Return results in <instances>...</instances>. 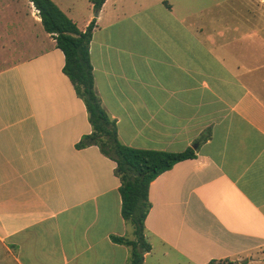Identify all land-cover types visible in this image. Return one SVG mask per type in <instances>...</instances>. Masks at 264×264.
Here are the masks:
<instances>
[{"label":"crops","instance_id":"1","mask_svg":"<svg viewBox=\"0 0 264 264\" xmlns=\"http://www.w3.org/2000/svg\"><path fill=\"white\" fill-rule=\"evenodd\" d=\"M24 1L0 12V264H127L115 163L76 146L86 108ZM52 1L81 31L94 22V90L119 142L194 150L149 184L144 264H264V0H105L96 16Z\"/></svg>","mask_w":264,"mask_h":264},{"label":"trees","instance_id":"2","mask_svg":"<svg viewBox=\"0 0 264 264\" xmlns=\"http://www.w3.org/2000/svg\"><path fill=\"white\" fill-rule=\"evenodd\" d=\"M29 1L38 11L44 31L55 39L56 47L63 53L62 71L86 108L92 131L83 136L76 146L78 148L97 146L104 156L115 163L114 172L120 180L121 215L131 225L133 238L112 236L111 239L130 248L127 264H144L143 255L150 250V245L143 235V224L149 206L147 201L149 184L174 164L193 159L194 150L191 148L182 152L140 150L121 144L115 124L101 107L94 90L89 55L94 22L92 21L84 31H81L52 0ZM88 1L96 13L105 2V0ZM224 262L232 264V262ZM245 263L242 261L240 264Z\"/></svg>","mask_w":264,"mask_h":264},{"label":"rangeland","instance_id":"3","mask_svg":"<svg viewBox=\"0 0 264 264\" xmlns=\"http://www.w3.org/2000/svg\"><path fill=\"white\" fill-rule=\"evenodd\" d=\"M67 1H69V3H71V2H76V4L75 5H77L78 3H80L78 0H67ZM198 1H201V2H203V4L204 5H206V4H209V3H215V2H229L230 4H234V6H236V7H238L239 6V4H241V3H248V2H250V1H261V0H198ZM12 3V2H14V3H16V4H18V6L16 7L17 9H20V10H24V4L26 3L24 0H0V12L2 11V10H4V12H6L7 13V11H6V9H2V8H8V9H10L11 10V8L13 7V6H11L9 3ZM13 4V3H12ZM27 4V3H26ZM9 7H11V8H9ZM238 9H235V12L237 11ZM213 12H224V11H222L221 9H216V10H214L213 9ZM96 13V12H95ZM95 13H94V16H95ZM217 25L219 24V25H224V22H222V21H218V22H215ZM44 30V29H43ZM220 264H228V263H220Z\"/></svg>","mask_w":264,"mask_h":264},{"label":"water","instance_id":"4","mask_svg":"<svg viewBox=\"0 0 264 264\" xmlns=\"http://www.w3.org/2000/svg\"><path fill=\"white\" fill-rule=\"evenodd\" d=\"M95 16H96V13H95Z\"/></svg>","mask_w":264,"mask_h":264}]
</instances>
